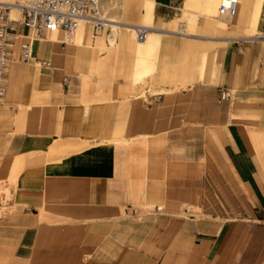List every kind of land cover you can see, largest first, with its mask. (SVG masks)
Segmentation results:
<instances>
[{
    "label": "crops",
    "instance_id": "obj_1",
    "mask_svg": "<svg viewBox=\"0 0 264 264\" xmlns=\"http://www.w3.org/2000/svg\"><path fill=\"white\" fill-rule=\"evenodd\" d=\"M146 1L152 21L177 16L174 0ZM239 13L224 24L251 31L248 13L235 26ZM134 25L111 22L101 36L115 45L121 28L136 36ZM154 29L144 46L136 36L142 57L159 47ZM92 32L84 24L71 43L90 44ZM263 35L264 1L256 32L230 41L214 83L156 93L84 82L77 47L57 42L62 32L34 47L50 68L12 63L0 102V181L17 188L0 216V264H264ZM158 200L164 207L142 215ZM183 205L206 218L177 216Z\"/></svg>",
    "mask_w": 264,
    "mask_h": 264
},
{
    "label": "rangeland",
    "instance_id": "obj_2",
    "mask_svg": "<svg viewBox=\"0 0 264 264\" xmlns=\"http://www.w3.org/2000/svg\"><path fill=\"white\" fill-rule=\"evenodd\" d=\"M103 1L107 6V11L104 14L107 19H114L122 27L136 23L141 24L140 26L155 27L153 31L163 34L160 45L150 56L142 57L137 51L136 36L131 32L122 28L119 29L117 44L112 45L106 35L97 36L98 34H95L93 30L90 44L71 43L79 51L77 71L84 82L88 84L95 82L96 87L105 88L115 83H124L131 90L141 86V94H144L147 88L151 93H156L165 91L166 86H172L177 90L179 87L186 88L188 85H193L196 81L214 83L222 74V54L228 48L237 45V42L230 41L235 38L246 40L251 32H256L264 0H241L238 6L241 13H239L240 21L238 19L235 26L236 24L243 25L245 20L242 18H245L246 13H248V22L244 25L249 26L251 31L224 24V21L230 23V20L219 14L221 0H218V5L215 3L217 0H174V6L178 9L173 12L177 16L170 24L152 21L149 16V9L152 4L146 0ZM211 10L216 11L213 13ZM207 23H213L217 30H210ZM181 27L184 29V35L177 34L182 33ZM161 30L164 33L160 32ZM51 37L49 36L47 41L52 39ZM101 38L105 39V47L97 46ZM64 39L62 36L57 42H62ZM220 41L222 42L220 43ZM37 43H41V41L38 40L35 45ZM148 44H150V40ZM132 94L137 95L135 92ZM255 119L253 117L248 118V120ZM251 142L253 146H256L257 142L253 137H251ZM124 145L129 146L127 143ZM120 146L123 145L120 144ZM131 146L139 147V151L142 149V145L138 143ZM258 146L260 145L258 144ZM259 149L262 148L259 147ZM140 155V153L136 154L135 159L139 165L141 164ZM2 183L5 185L6 182L2 181ZM7 183L9 188L6 194L9 195L8 199L13 202L14 198L10 196V193L16 191L17 180L15 181L10 177ZM155 206L164 207V203L158 200L151 202L148 207H141L142 215L153 213ZM10 209V207L1 209L0 216L5 215ZM176 215L188 219L206 218L200 208L188 205H183L181 212ZM82 264L94 263L90 260L83 261Z\"/></svg>",
    "mask_w": 264,
    "mask_h": 264
},
{
    "label": "built area",
    "instance_id": "obj_3",
    "mask_svg": "<svg viewBox=\"0 0 264 264\" xmlns=\"http://www.w3.org/2000/svg\"><path fill=\"white\" fill-rule=\"evenodd\" d=\"M102 0H29L28 6L21 7L22 17L12 19L8 7H0V102L7 94L8 68L14 62L29 64L38 61L43 68H50L51 62L36 59L33 54L34 39H46L50 34L61 31L64 34L62 45H71L84 20L94 22L96 34H100L104 26L99 16ZM239 0H221L220 16L233 18L238 11ZM24 28V33L19 29ZM147 28L137 29V38L145 41ZM221 100L231 101L234 93L221 90ZM9 184L0 181V210L11 207L12 200L6 194ZM12 196V192L10 193ZM188 213V212H187Z\"/></svg>",
    "mask_w": 264,
    "mask_h": 264
},
{
    "label": "bare ground",
    "instance_id": "obj_4",
    "mask_svg": "<svg viewBox=\"0 0 264 264\" xmlns=\"http://www.w3.org/2000/svg\"><path fill=\"white\" fill-rule=\"evenodd\" d=\"M151 1V0H150ZM28 4H29V0H0V7H8V9H9V15H10V17L12 18V17H16V18H12V19H16V20H19V19H21V17H22V12H21V7H25V6H28ZM105 11H107V6H106V4L104 3V1L102 0L101 1V4H100V8H99V16H100V20L102 21V24H103V26H104V29H103V31L100 33V34H98L97 36H101V34H103L104 33V31H105V29L107 28V26H109V24L111 23V22H113V23H117L116 21L114 22V20H108L107 18H106V16L104 15L105 14ZM242 12V11H241ZM144 14L146 15V12L144 11ZM241 14V13H240ZM240 16V15H239ZM210 18V17H209ZM244 18H242V20H243ZM156 21V20H155ZM239 21H240V19H239ZM244 22V21H243ZM90 24L91 26H92V28H93V30H94V22L92 21V20H84L82 23H81V25H80V27H79V29L78 30H80V32L81 31H83V29H84V24ZM207 26H209L210 28H214V24L213 23H207ZM117 27V26H116ZM116 27H114L115 29H116ZM129 28H131V29H135V31H136V36H137V29L138 28H147V30H148V34H150L149 36H150V38H152V33H151V31H149V29L151 30V27L150 26H140V25H134V26H129ZM110 30V29H109ZM114 31V30H113ZM112 31V32H113ZM115 31H117V30H115ZM58 32H61V31H58ZM78 32V31H77ZM111 32V31H110ZM55 33H57V32H55ZM94 33H95V30H94ZM115 33V32H114ZM77 34V33H76ZM96 34V33H95ZM116 34V33H115ZM148 34H147V37H148ZM155 34V33H154ZM158 34V33H157ZM52 34H50L49 36H51ZM110 35V34H109ZM48 36V37H49ZM115 36V35H114ZM75 37H77V36H75ZM110 37V36H109ZM65 38V37H64ZM112 38V37H111ZM48 38H46V39H34L33 40V42H32V49H33V54H34V57H35V50H34V47H35V43L38 41V40H40V41H43V40H47ZM109 39V38H108ZM260 39H262L263 41H264V35L263 36H260L259 37V40ZM73 40V39H72ZM71 40V41H72ZM79 40V39H78ZM111 40V39H110ZM116 40V39H115ZM114 40V41H115ZM155 41V40H154ZM146 42H147V38H146V40L145 41H140L138 38H137V44L139 45V46H144L145 44H146ZM114 43V42H113ZM153 43V42H152ZM160 45V44H159ZM33 62V61H32Z\"/></svg>",
    "mask_w": 264,
    "mask_h": 264
}]
</instances>
